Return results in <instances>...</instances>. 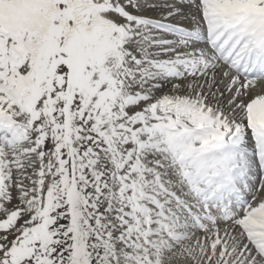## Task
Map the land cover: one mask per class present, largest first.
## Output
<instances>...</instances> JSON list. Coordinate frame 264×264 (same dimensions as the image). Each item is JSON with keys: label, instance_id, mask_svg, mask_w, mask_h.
I'll return each mask as SVG.
<instances>
[{"label": "snow or ice", "instance_id": "6c2138e0", "mask_svg": "<svg viewBox=\"0 0 264 264\" xmlns=\"http://www.w3.org/2000/svg\"><path fill=\"white\" fill-rule=\"evenodd\" d=\"M0 264H264V0H0Z\"/></svg>", "mask_w": 264, "mask_h": 264}]
</instances>
